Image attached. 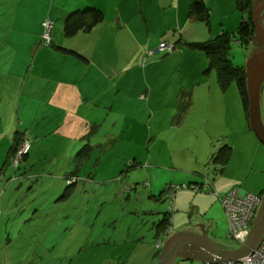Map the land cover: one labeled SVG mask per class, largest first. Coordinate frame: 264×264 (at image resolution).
Instances as JSON below:
<instances>
[{"label": "crops", "instance_id": "0c3cea01", "mask_svg": "<svg viewBox=\"0 0 264 264\" xmlns=\"http://www.w3.org/2000/svg\"><path fill=\"white\" fill-rule=\"evenodd\" d=\"M236 1L207 0L212 13L221 21L223 31H233L242 21ZM22 3H33L34 12H30L33 17H25L21 23L14 21L16 30L11 25L0 34V63L6 64L0 72V171L16 133L26 137L31 132L33 140L29 138L28 158L32 152L34 158L43 154L40 142L42 145L44 140H48L47 149L54 153L63 141L68 169L72 165L76 167L77 154L87 146H91L92 154L96 149L104 154H116L107 161H100L110 171L101 183L110 184L112 180L108 179L116 181L120 177L122 187L149 181L150 186H142L128 195L137 203L138 216L141 212L151 211L150 216L157 213L160 209L157 200L170 182L201 183L208 178L220 195L239 187L240 183L244 185L242 190L239 187L242 194H264L263 183L259 186L256 180L248 183L227 175V169L235 159L233 142L229 141L232 136L247 142L250 155L254 154L263 172L264 143L253 135L245 113H239L236 88L222 91L216 71L209 69V57L185 44L215 37L214 33L204 32V22L190 18L191 0H17V5ZM2 6L0 11L3 13L5 8ZM89 6L104 11L105 20L89 31L66 37L67 17ZM1 19L0 24L7 23ZM46 19L55 22L53 43L42 48L40 41ZM17 39H20V46L13 44ZM165 41L177 44L179 50L170 55L157 53L146 59V50ZM19 55V63L15 65ZM168 75H171L169 86L151 81L159 77L164 83V77ZM14 76H17L16 85ZM178 76L189 81H176ZM10 90L14 91L13 95ZM166 91H169V98L165 96ZM189 101L190 105L183 108ZM261 106L264 110V83ZM157 118L168 123L157 130L154 127ZM177 138L186 140V144L181 145L184 148L179 146ZM225 144L233 148L232 157L219 172L211 161ZM127 152H131L132 157L127 158L124 155ZM161 154L166 163L169 162L168 167L160 162ZM128 160L138 166L120 176L128 168ZM3 173L6 181L17 176L16 171L8 167ZM94 176L91 173L92 183L96 179L92 178ZM124 195V189L114 185L110 200ZM4 196L0 197V204ZM145 202L151 210H146ZM5 209L0 211V243L5 241V250L0 249V264H23L27 259L25 252L28 255L29 250L34 257L41 250L44 253L45 250L56 251L55 239L51 236L56 238L62 231L60 222L57 230L56 225L39 228L37 233L42 239L34 244L37 247L32 244L26 248L20 241L29 232V227L19 224L28 215L18 214L13 207ZM212 210L215 213L222 210L215 194L180 191L176 196L178 214L174 215L173 227L178 230L207 227L212 236L216 226ZM62 215V212L56 213V222ZM156 215L151 228L145 231L147 235L139 238L143 239L144 245L151 244L145 240L148 234L153 233L150 236H155L156 240L159 233L156 224L162 216L157 218ZM187 215L190 222H187ZM30 221L32 218L26 222ZM62 243L65 246V242ZM79 244L78 241L66 245L64 255L59 252L57 258H51L50 264H91L86 255L87 247ZM151 250L153 246L146 252ZM78 258H81L79 263Z\"/></svg>", "mask_w": 264, "mask_h": 264}, {"label": "rangeland", "instance_id": "374dc122", "mask_svg": "<svg viewBox=\"0 0 264 264\" xmlns=\"http://www.w3.org/2000/svg\"><path fill=\"white\" fill-rule=\"evenodd\" d=\"M0 5H4L2 7L5 8L3 13L0 11V18L2 17L1 20H5L7 22L0 24V34L5 33L6 29L9 30L14 21L21 23V21H24L23 19L25 17L29 19L33 17V14L30 13L34 12L31 6L33 3L31 5L29 3L17 5V0H4L0 2ZM238 14L242 16L243 20V14L241 12H238ZM215 15L216 14L212 13L210 23L204 22V32L207 31L208 34L214 33L215 37H217L223 32H226L227 34L228 32L229 34H234L238 31L240 25H237L233 31H223L221 21L218 20L219 18ZM211 22H213V24ZM262 23L264 25V19ZM13 28L14 30L17 29L14 25ZM19 40L20 39H17L13 42L14 46H20ZM250 47L251 46H249V48ZM247 54L248 48L241 46L238 42H234L230 52V59H232V62L236 66L246 68L248 63V59L246 58ZM19 59L20 55L15 65L19 63ZM4 66L6 67V64H1L0 72L4 70ZM170 76L171 75L164 77V83L159 77L151 81L159 82L166 87L170 84ZM16 78L17 76H14V85H16ZM1 81L2 80L0 78V83ZM176 81L184 82L189 81V79L178 76ZM232 87L236 88L237 102L239 101L240 103L239 113L243 115V105L239 95L237 83L235 82ZM1 92L3 93V91ZM9 93L13 95L14 91L10 90ZM165 96L169 98V91H166ZM262 112L264 115V110H262ZM165 123L168 122H164L163 120H159V118H157L156 122H154V127L157 130L160 127L162 129V126H164ZM29 138L33 140L31 132L29 133ZM176 140L178 141L179 146L184 148L181 145H185L186 140L178 138ZM242 140L243 139L238 136H232L229 140L233 142L231 144L235 149V159H233L227 169V175L231 178L246 180L245 182L248 183L252 180H256L257 184L260 186L262 183L264 184V172L260 165L256 163L257 160L255 159L254 154L252 153V155H250L247 142ZM47 144L48 140H44L42 145L40 142V151L43 153L41 156L34 158V154L32 152V155H30L28 159L21 162L20 169L18 170V176L22 177L14 184H11L10 186L8 185L7 190H5L4 206L6 209L8 208L7 199H10L11 195L13 203L10 205V208H15L18 214L21 212L29 214L31 212V208L34 209L39 207V209L43 212L38 213L35 220L31 222H26L29 221L30 218L28 215L27 218L22 220V225L30 227L37 226L43 229L46 226L53 227L56 225L55 230H57L60 222V225H63V227L62 231L59 233L60 236L58 235L59 241L65 242V245H70L72 243L77 244L79 241L80 244L87 247L86 255L89 256L91 264H156L155 253L153 250H151L150 253L146 252V250L148 251L149 249V246H147L149 244L146 243L144 245V242H142L143 239H139V236L147 235V233H145V228L147 227L148 229V227L152 226L154 222L153 218L159 211L162 213L160 215H156L157 218L159 216L163 217L165 212H169V202H164L158 199L157 207L160 209H157V213L154 216H150L151 211L148 210H151V207H149L145 202V208L148 213L141 212L138 216L135 211L137 203L133 199L128 198L129 193H127L126 189L124 191L126 195L122 198H114L112 201L110 200L114 185L116 186L118 184L120 189H122L121 181H113V179L110 178L108 179L112 180L110 184L101 183L102 180L107 179L110 175V171L103 167L100 164V161H107L108 158L115 156L116 154L111 155L112 152H106L104 154L102 151L96 149L91 158L86 159L81 164L77 175L78 177H73L68 182L70 177L69 174L77 171V168L72 165L71 169H68L69 165L66 164L67 158L64 153V142L61 141V144L55 150V153L47 149ZM217 148L219 149L220 147L217 146ZM161 150L163 151L164 149ZM177 150L179 149L177 148ZM169 154L170 153H168V155ZM124 155L127 156V158L132 157L131 152L124 153ZM161 156L162 159L160 162L163 163L165 167H168L169 162L167 164L163 158L164 156L162 154ZM125 160L127 159L125 158L124 161ZM131 163H133V161H127L128 168ZM8 168L14 169L13 166H8ZM97 169H99L98 172ZM169 170L173 172L175 169ZM124 171L121 173H124ZM91 173L95 174L92 178L96 177L93 183L90 181ZM125 175H127V172ZM31 176H33V178H31ZM12 181L13 180H10V183ZM21 182H23L22 186H20ZM132 185L133 184H127L125 187H132ZM2 186L4 185L0 184V195L2 193ZM239 187L241 190L244 189L243 183H240ZM185 192L193 193V191ZM194 194L197 195L195 192ZM259 196L261 198L263 197V195ZM55 211H59L64 214L58 222L55 220ZM219 211L220 212L218 213H215L214 210L211 212V214L214 215L216 224V226H214L215 232L211 237L213 239L232 241L234 245H237V242L228 238L229 225L223 206L222 210ZM176 214H178V212H176ZM18 216L19 215H17V217ZM194 216V219H192L193 221L196 220V214ZM207 217L209 218V216ZM187 218V222H190L189 215H187ZM11 221L14 222L15 219ZM69 226H71V229H69ZM177 230L178 229L176 227L175 231ZM251 230L252 227L245 231L244 234L246 235V240L248 239ZM51 237L55 239V236ZM71 237L73 238L72 240ZM154 237L155 236L148 235V237H146V241H151V244L153 245L152 240H154ZM41 239L40 234H38L34 238V241H31L25 234L22 236L20 244L21 246L25 245L24 247L27 248L31 245L28 243H32L34 245ZM34 247L37 246L34 245ZM0 249L5 250L4 240L0 243ZM41 251L42 252L36 257L32 256V252L30 250L28 251V255L25 252L27 259L23 264H50L52 257H58L57 251L52 250L50 252V250H45L46 254L44 253V250ZM80 259L81 258L77 259L78 263L80 262ZM111 259H113V261ZM176 264H201V261L179 259Z\"/></svg>", "mask_w": 264, "mask_h": 264}, {"label": "trees", "instance_id": "16d2710c", "mask_svg": "<svg viewBox=\"0 0 264 264\" xmlns=\"http://www.w3.org/2000/svg\"><path fill=\"white\" fill-rule=\"evenodd\" d=\"M254 1L255 0H237L236 1V9L238 12H241L243 14V20L239 24L238 31L234 34H228L226 32L221 33V35L217 37H213L207 41L204 42H189L185 43L187 44L191 49L197 50L204 52L210 60V67L209 69L215 70L218 76V82L219 86L222 89V91H228L233 84L236 82L239 90V95L241 97L244 113L246 115L247 120L249 121V109H250V102H249V93H248V79H247V74H246V68L241 67V66H236L233 62L232 59H230V52L232 50L234 42H238L243 47L249 48L250 44L252 42L258 43L257 38H256V32H255V26H254ZM212 16V11L208 6L207 0H191V5H190V18L193 20L197 21H202V22H207L210 23ZM47 20L51 19H46L43 22V28H44V33L42 36V41H40V47H48L52 46L53 41H51L50 44H46L44 41V35L46 32V26L45 22ZM105 20V14L104 11L97 7L89 6L84 10H78L75 12H72L66 19L65 25H64V32L66 37L71 38L75 37L77 34L80 32H86L91 30L95 25L103 22ZM53 22V27L51 29V39H52V32L54 29V24ZM182 42V40H180ZM167 44L172 46V48L169 49H161L162 44ZM179 50V47L175 43H170V42H162L160 45L156 48H150L146 50L145 55L146 59L157 54V53H163L164 55H170L174 54ZM68 52H71L67 50ZM80 56V55H79ZM145 58L143 59L144 61L146 60ZM208 69V71H209ZM190 105V101L185 105L183 108H186ZM255 133V132H254ZM25 135V134H24ZM22 141H24V137L20 132L16 133V137L14 139L13 144L10 146L9 151H8V157L6 160V163L2 170L0 171V182L2 183V188H1V195L0 197H3L6 193L5 190H7V186L10 183V180L13 181H18L22 176H18V170L20 169L21 162L23 160L28 159V156L30 154L29 152L23 157L22 161H19L17 165H15L16 161V156L17 152L20 149V146L22 144ZM232 152L233 148L230 145H224L213 157L211 164H214L216 170L221 172L230 163L231 157H232ZM92 156V148L91 146L84 147L76 156V168L77 171L74 173H71L69 176L68 182L73 178V177H78V171L81 166V164L86 160L89 159ZM8 166H13L17 176H13V179L7 180L5 179L4 175V170ZM138 166L135 162L131 163L129 165V168L124 171V173H121L120 176H125L126 172L127 174L129 173L130 170L135 169ZM209 166V165H208ZM23 175V174H22ZM33 178V176H31ZM122 177L119 178L121 180ZM12 181V182H13ZM142 186H150L149 181H145L144 183H135L132 185V187H122L125 191L127 190V193H134L136 190H138ZM235 188L239 189L238 186ZM234 188H232L227 194L225 195H220L218 191L215 189L213 183L208 179L205 178L201 183H183V184H177V183H168L165 186V189H163L162 193L159 196V200L161 201H168L169 202V207L170 210L169 212H165L163 214L162 219L156 224V228L159 233L156 235V240H153V245L150 244L149 246H153V252L155 253V261L156 264L162 254L164 244L166 241L173 235L174 231V215L176 213V196L179 191H193L195 193H205V194H215L222 206V200L221 198L228 195ZM174 190L175 192V197L174 199L171 197L172 191ZM240 191V189H239ZM240 194H242L240 192ZM248 193L242 194L246 195ZM258 195V194H257ZM261 195V194H260ZM5 197V196H4ZM10 201V202H9ZM5 198L1 201L0 204V211L5 208L4 206ZM8 207H10V203H13V198L12 195L10 196V199H7ZM224 208V206H223ZM43 212L39 207H36L34 209L31 208V212L29 214L25 213H20L22 214H27L29 217H32V221L35 220V217H37L38 213ZM59 212V211H58ZM55 213H57L55 211ZM26 218V217H25ZM24 218V219H25ZM29 218V220H30ZM62 216L59 218L61 220ZM23 219V220H24ZM31 222V221H30ZM19 225H22L20 223ZM25 226V225H24ZM29 227V232L26 234L27 237L32 241H34V238L38 235V229L40 227L37 226H27ZM49 226H46L45 228H48ZM151 227L145 228L146 231L149 230ZM161 228V230H160ZM173 230V232H172ZM229 232V231H228ZM152 234V233H151ZM148 234V235H151ZM60 236V235H59ZM59 236L55 238V243L56 244V251L57 253H61V256H63L67 249V247L63 246L62 241H59ZM138 237V236H137ZM140 238V236H139ZM229 238V237H228ZM231 239V238H230ZM146 240V239H145ZM233 240V239H232ZM143 241V240H142ZM235 241V240H234ZM162 243L159 245V243ZM236 242V241H235ZM31 244L32 243H28ZM237 245L234 246L233 248H238L242 244L241 243H236ZM62 246V247H61ZM232 248V247H231ZM230 248V249H231ZM63 254V255H62ZM201 264H205V262H201Z\"/></svg>", "mask_w": 264, "mask_h": 264}, {"label": "water", "instance_id": "95a60500", "mask_svg": "<svg viewBox=\"0 0 264 264\" xmlns=\"http://www.w3.org/2000/svg\"><path fill=\"white\" fill-rule=\"evenodd\" d=\"M261 2V4H260ZM254 26L258 43L252 42L246 74L249 93V121L251 129L264 143V115L261 89L264 83V0H255ZM264 239V194L258 207L248 239L238 248L232 241L213 239L210 229L177 230L166 241L157 264H176L179 259L219 264L238 261L255 251ZM232 247V248H231ZM231 248V249H230Z\"/></svg>", "mask_w": 264, "mask_h": 264}, {"label": "built area", "instance_id": "2783aa9c", "mask_svg": "<svg viewBox=\"0 0 264 264\" xmlns=\"http://www.w3.org/2000/svg\"><path fill=\"white\" fill-rule=\"evenodd\" d=\"M46 32L44 35V42L50 44L51 29L53 22L47 20L45 22ZM172 46L162 44L160 50L171 49ZM31 148V141L26 135L24 141L17 152L15 165L19 161L23 160V157L29 152ZM171 197L174 199L175 192L172 191ZM226 218L228 220L229 232L228 237L235 240L238 243L244 244L246 241L245 231L249 230L253 226L255 216L258 211V207L261 204V197L257 194L248 193L246 195L240 194L239 189L234 188L228 195L221 198ZM173 232V230H172ZM162 243L160 242L159 245ZM205 264H213L211 262H205ZM219 264H264V239L258 248L248 256L241 258L238 261H228Z\"/></svg>", "mask_w": 264, "mask_h": 264}, {"label": "flooded vegetation", "instance_id": "af4514ba", "mask_svg": "<svg viewBox=\"0 0 264 264\" xmlns=\"http://www.w3.org/2000/svg\"><path fill=\"white\" fill-rule=\"evenodd\" d=\"M27 136H28V135H27ZM28 137H29V136H28ZM195 228H196V229H199V230H202L201 227H199V226H197V227H195Z\"/></svg>", "mask_w": 264, "mask_h": 264}, {"label": "clouds", "instance_id": "9594fccd", "mask_svg": "<svg viewBox=\"0 0 264 264\" xmlns=\"http://www.w3.org/2000/svg\"><path fill=\"white\" fill-rule=\"evenodd\" d=\"M254 194V193H253Z\"/></svg>", "mask_w": 264, "mask_h": 264}]
</instances>
